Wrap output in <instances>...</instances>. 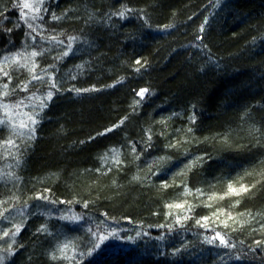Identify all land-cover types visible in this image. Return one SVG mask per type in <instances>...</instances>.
<instances>
[{
  "label": "trees",
  "instance_id": "trees-1",
  "mask_svg": "<svg viewBox=\"0 0 264 264\" xmlns=\"http://www.w3.org/2000/svg\"><path fill=\"white\" fill-rule=\"evenodd\" d=\"M29 1L0 0V264H264V0Z\"/></svg>",
  "mask_w": 264,
  "mask_h": 264
},
{
  "label": "snow or ice",
  "instance_id": "snow-or-ice-1",
  "mask_svg": "<svg viewBox=\"0 0 264 264\" xmlns=\"http://www.w3.org/2000/svg\"><path fill=\"white\" fill-rule=\"evenodd\" d=\"M34 2H35L37 5H39V4L43 3V0H34ZM22 8H23V9H29V10H35V11H37V12H39V10H40L39 7H35V8H33V4H32V3H28V2H24L23 5H22ZM21 14L24 15L23 12H22ZM119 15H120L121 17H123V16H124V12H120ZM54 18H55V17H54ZM29 27H31V25H29ZM167 27H170V26H167ZM201 31H203V27H201ZM73 39H75V38H73ZM198 39H202V37H198ZM31 55H32V56H36V55H38V53L33 52V53H31ZM65 55H67V53H65ZM136 63H137V64H140L141 62H140L139 60H137ZM34 67H35V65H33V69H34ZM33 69H29V71H32ZM0 71H2V69H0ZM4 75H7V73L5 72ZM33 79H37V77L33 76ZM4 87L7 88V85L5 84ZM26 88H27V85H25V89H26ZM77 91H80V90H77ZM85 91H87V90H85ZM147 91H148L147 89H141V90L137 93V95L143 97L144 94H145ZM7 94H8L7 92L4 93V95H7ZM51 97H52V93L49 92L47 98H48V99H51ZM29 119L31 120V123H32L33 125H35V124L37 123V121H36L35 119H33L32 117H29ZM193 119H194V117H193ZM0 123H3V122L0 121ZM121 123H122V121H121ZM20 127H21V128H24V127H27V126H26L25 124L22 123V124L20 125ZM113 127H114V128H115V127H118V125H115V126H113ZM112 130H113V129H107L106 131H112ZM14 131H15V129H14ZM34 132H35V129H34V128H30V129H29V133H30L29 138H31L32 135H34ZM104 134H105V133H99L98 135H104ZM7 143H8V144H12L13 142H12L11 140H9V141H7ZM113 151H115V150H113ZM116 163H120V161H119V159H118V154H117V158H116ZM165 186H166V185H165ZM228 190H229V193L234 194V195H240L241 193L248 191V189H247L244 185H241L240 188L237 189V188L233 187L232 184H229V185H228ZM221 198H223V197H221ZM236 203L238 204L239 201H236ZM168 207H170V208H171V207L180 208V207H183V205H181V204L168 205ZM229 218L231 219V216H229ZM19 232H20V227L17 226V227H16V230H15V233H13V236H15V235H16L17 233H19ZM4 235L7 236L8 233H4ZM217 237H219V234H217ZM220 243H221V244H224V245H226V246H228V242L225 241L223 238H220ZM257 243H260V242H257ZM65 247H66V246H65ZM61 252H63V249H61ZM55 258H56V257L54 256L53 259H55Z\"/></svg>",
  "mask_w": 264,
  "mask_h": 264
},
{
  "label": "rangeland",
  "instance_id": "rangeland-1",
  "mask_svg": "<svg viewBox=\"0 0 264 264\" xmlns=\"http://www.w3.org/2000/svg\"><path fill=\"white\" fill-rule=\"evenodd\" d=\"M24 2H28L29 3L30 1L29 0H24ZM25 10H29V9H25ZM26 12H30V10L26 11ZM2 111H4V115L5 116H7V117L9 116V120L11 121V123L12 122H17L18 121L17 117H19L20 113H22L20 111V108H16V107H12L11 110L10 109H3ZM18 111H20V113Z\"/></svg>",
  "mask_w": 264,
  "mask_h": 264
}]
</instances>
